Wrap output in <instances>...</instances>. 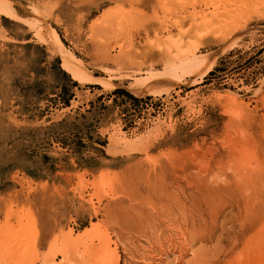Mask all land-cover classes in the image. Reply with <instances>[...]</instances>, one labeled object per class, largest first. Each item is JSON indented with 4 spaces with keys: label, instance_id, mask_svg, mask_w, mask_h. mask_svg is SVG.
<instances>
[{
    "label": "rangeland",
    "instance_id": "374dc122",
    "mask_svg": "<svg viewBox=\"0 0 264 264\" xmlns=\"http://www.w3.org/2000/svg\"><path fill=\"white\" fill-rule=\"evenodd\" d=\"M4 2L0 264H60V251L98 245L108 202L122 197L124 175L137 163L174 160L173 176L186 184L191 177L214 180L221 171L233 172L217 166L226 157L264 162V0H223L216 14L227 18L216 23L214 17L211 27L205 23L214 1L195 0L201 27L183 18L174 24V7L182 16L191 0ZM191 23L190 35L203 41L192 48L191 38L180 50L199 60L196 76L207 60H214L212 70L199 79L178 69L160 91L128 92L135 80L167 68L158 52L165 55L170 37ZM45 24L82 61L84 75L62 69L42 38ZM165 181L172 187L170 176ZM242 183L237 178L230 185ZM112 239L110 250L117 249L123 264L127 256ZM85 261L75 256L71 264Z\"/></svg>",
    "mask_w": 264,
    "mask_h": 264
},
{
    "label": "bare ground",
    "instance_id": "6f19581e",
    "mask_svg": "<svg viewBox=\"0 0 264 264\" xmlns=\"http://www.w3.org/2000/svg\"><path fill=\"white\" fill-rule=\"evenodd\" d=\"M204 1L215 2V12L205 23L207 27L214 25V17L216 23L225 21L226 14H216L223 0ZM195 6V0H191L190 10H182V16H178V8L174 7L175 26L180 25V18H183L201 27L203 15H197L201 11ZM7 10L4 0H0V14L8 13ZM193 27L191 23L182 32L180 26L170 37L168 49L163 51L165 55L162 50L158 52L163 58L162 64L167 67L164 71L135 80L126 87L127 91L134 96L149 94L156 88L160 91L169 82L173 83L178 69H188L199 79L209 73L214 60H207L203 72L196 76L199 60L191 57L188 50H180L192 38ZM43 29L42 38L60 58L62 69L74 77L84 75L82 61L65 48L55 29L49 24ZM203 38H192L195 43L190 46L201 45ZM125 42L133 48L129 36ZM123 45L117 46L122 50ZM216 163L219 168L233 172L221 171L213 175L214 180L206 176L191 177L186 184L173 176L172 170L177 166L174 160H153L129 167L124 175L125 192L121 198L113 196L108 202L107 226L103 234L97 235L98 245L91 242L70 254L64 249L60 251V264L73 263L75 256L86 259L80 264L96 260H100V264H120L117 249L110 250L114 245L113 236L127 256L123 264H153L154 260H159V264H264V162L239 163L226 157ZM167 176H170V188L165 181ZM220 177L226 182L215 180ZM237 178L244 183L240 187L230 185ZM188 255L190 258L185 260ZM45 264H52V260H46Z\"/></svg>",
    "mask_w": 264,
    "mask_h": 264
},
{
    "label": "trees",
    "instance_id": "16d2710c",
    "mask_svg": "<svg viewBox=\"0 0 264 264\" xmlns=\"http://www.w3.org/2000/svg\"><path fill=\"white\" fill-rule=\"evenodd\" d=\"M210 74H212V73H210ZM119 93H121V94H125L126 96H129L130 98L134 99L133 97H131V95H129V94L126 93L125 91L120 90ZM134 100H135V99H134Z\"/></svg>",
    "mask_w": 264,
    "mask_h": 264
}]
</instances>
